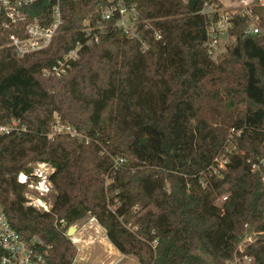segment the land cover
I'll return each mask as SVG.
<instances>
[{"label": "trees", "instance_id": "trees-1", "mask_svg": "<svg viewBox=\"0 0 264 264\" xmlns=\"http://www.w3.org/2000/svg\"><path fill=\"white\" fill-rule=\"evenodd\" d=\"M135 2L162 30L147 49L102 20L106 0H61L51 44L22 58L9 44L19 30L0 22V127L11 128L0 131V203L9 222L53 245L51 264L73 263L61 221L86 214L140 264H264V182L253 169L264 160V3L252 2L262 33L244 37L236 15L235 44L212 56L198 8ZM53 5L38 0L26 13L48 26ZM87 24L99 38L91 45ZM78 44L67 75L44 74ZM57 122L79 135L50 138ZM35 162L54 169L49 211L26 196ZM22 173L30 182H19Z\"/></svg>", "mask_w": 264, "mask_h": 264}, {"label": "built area", "instance_id": "built-area-1", "mask_svg": "<svg viewBox=\"0 0 264 264\" xmlns=\"http://www.w3.org/2000/svg\"><path fill=\"white\" fill-rule=\"evenodd\" d=\"M38 0H0V22L6 28L13 27L19 30V33L10 35V46L13 47L17 57H24L33 52L46 49L57 35L60 27L64 23L61 0H54L51 9V19L48 26H43L38 18H31L27 15V8ZM189 6L190 0H178ZM190 7V6H189ZM197 13L206 17L208 40L205 44L208 52L212 56H218L226 46L230 45L234 39L230 34L234 26V16H240L246 19L247 27L244 30V37L255 36L262 33L259 16L254 13L253 6L249 3L236 13L222 11L220 6L209 1H198L196 7ZM102 20L111 22L112 27L122 32L129 39H137L142 43L144 49L148 48V39H160L162 30L156 27L155 20L143 18L139 11L138 3L135 0H106L101 10ZM104 25L100 22L98 29L103 30ZM96 27L86 25L84 32L87 37L88 45L98 42V34H93ZM225 39V40H224ZM80 45L66 53L57 60L51 68L45 69L44 74L54 78H62L68 74L72 62L78 59ZM0 131L9 133L10 129L6 126L0 127ZM123 160L121 159L120 162ZM225 162L221 163L223 167ZM253 169L258 171L264 182V160L259 164H253ZM20 175L19 182L27 183L28 178L22 179ZM51 181L44 180L37 183H29L31 188L39 191L48 192L51 189ZM227 199L223 196L220 201ZM49 211V209H46ZM93 221H97L94 220ZM251 241L252 238H246ZM53 252V245L45 243L40 237L34 236L26 240L11 225L3 206L0 203V264H51L50 257ZM244 261L250 263L252 258L244 256Z\"/></svg>", "mask_w": 264, "mask_h": 264}, {"label": "rangeland", "instance_id": "rangeland-1", "mask_svg": "<svg viewBox=\"0 0 264 264\" xmlns=\"http://www.w3.org/2000/svg\"><path fill=\"white\" fill-rule=\"evenodd\" d=\"M253 1L254 0H220L222 4L220 9L233 14L243 9L247 3L252 5ZM261 2L264 3V0H261ZM235 42V39H232L230 44L233 46ZM5 53L4 47H0V59ZM6 127L11 129L9 126ZM58 134H70L71 136L79 135L72 126L67 124L62 125L57 122L53 124L49 137L53 138ZM30 167L32 168V175H34L37 180L32 179L31 182L29 180L28 182L37 183L41 180H49L51 181V189L48 192L42 193L28 185L26 196L29 199V204L40 210H51L57 194V190L50 178L54 169L48 163L39 162L31 163ZM20 175L27 176L24 173ZM20 175L18 176V180ZM94 218L95 217L91 214H86L68 226L64 220L61 221V228H66L67 230H69L70 227L75 228V232L71 234L70 237L67 235L76 249V256L72 264H140L138 259L134 256H122V253L109 241L105 229L98 221H93ZM247 238H252V236L247 235Z\"/></svg>", "mask_w": 264, "mask_h": 264}, {"label": "water", "instance_id": "water-1", "mask_svg": "<svg viewBox=\"0 0 264 264\" xmlns=\"http://www.w3.org/2000/svg\"><path fill=\"white\" fill-rule=\"evenodd\" d=\"M199 0H190L189 6L190 8L194 9L197 5ZM74 227H70L69 230L67 231V235L70 237L71 234H73Z\"/></svg>", "mask_w": 264, "mask_h": 264}, {"label": "bare ground", "instance_id": "bare-ground-1", "mask_svg": "<svg viewBox=\"0 0 264 264\" xmlns=\"http://www.w3.org/2000/svg\"><path fill=\"white\" fill-rule=\"evenodd\" d=\"M22 179H25V176H24V175L22 176ZM74 232H75V228H74V230H73V233H74Z\"/></svg>", "mask_w": 264, "mask_h": 264}, {"label": "crops", "instance_id": "crops-1", "mask_svg": "<svg viewBox=\"0 0 264 264\" xmlns=\"http://www.w3.org/2000/svg\"><path fill=\"white\" fill-rule=\"evenodd\" d=\"M119 252V251H118ZM120 253V252H119ZM122 256H124L123 254H121Z\"/></svg>", "mask_w": 264, "mask_h": 264}]
</instances>
